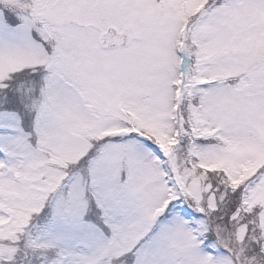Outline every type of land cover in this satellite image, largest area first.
Instances as JSON below:
<instances>
[{
    "label": "snow or ice",
    "instance_id": "6c2138e0",
    "mask_svg": "<svg viewBox=\"0 0 264 264\" xmlns=\"http://www.w3.org/2000/svg\"><path fill=\"white\" fill-rule=\"evenodd\" d=\"M0 264H264V0H0Z\"/></svg>",
    "mask_w": 264,
    "mask_h": 264
}]
</instances>
